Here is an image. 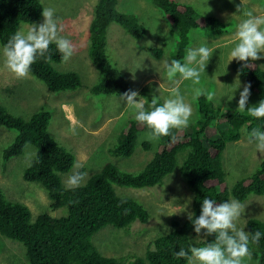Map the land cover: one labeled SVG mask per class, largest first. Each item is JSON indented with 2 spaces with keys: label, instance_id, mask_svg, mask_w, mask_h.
Listing matches in <instances>:
<instances>
[{
  "label": "trees",
  "instance_id": "obj_1",
  "mask_svg": "<svg viewBox=\"0 0 264 264\" xmlns=\"http://www.w3.org/2000/svg\"><path fill=\"white\" fill-rule=\"evenodd\" d=\"M151 1L175 31L176 53L173 59L181 61L184 58L192 31L204 30L218 37L227 33L229 21L211 15L196 17L194 8L187 3ZM117 2L97 0L91 14L88 54L100 76L99 83L91 89L93 94L119 96L130 90L126 81L123 82L124 75L110 63L106 54L109 25H119L135 40H142L146 34L134 15L116 10ZM42 9L39 0H0V45L4 48L21 23L38 22ZM147 51L156 58L162 57L159 48L149 47ZM61 62V54L56 44L52 43L45 57L38 56L31 65L29 75L43 83L48 92L77 90L81 87L79 75L73 71H58L54 65ZM243 64L236 63L234 70L244 84L251 85L250 91L257 96V105L264 99V69L257 61H249L247 67ZM138 94L145 108L151 110L154 99L147 87ZM155 100L158 105L162 104L159 99ZM195 106L200 115L195 124L189 130L172 129L169 136L162 137L152 159L139 173H127L112 163H106L80 187L69 190L63 178L73 173L71 168L75 158L47 131L50 113L40 108L25 119L0 105V126L16 132L13 142L3 149L2 160L21 156L27 145L33 146L34 155L23 171L22 179L42 186L50 201V210L64 209L60 217L41 213L32 220L29 208L10 200L0 187V238L20 243L25 251L26 264H187L185 258L175 256L177 251L181 248L190 251L191 244L203 247L215 240V234L204 236L203 230L197 237L189 216L179 221L172 220L170 231L151 240L144 256L133 260L131 255L117 258L103 256L91 238L107 226L128 230L135 222L146 223L149 213L143 205L132 197L119 195L114 187H155L172 174L179 163L181 175L191 192L190 213L193 219L200 215L204 198L216 203L230 199L243 202L252 194H264V159L251 175L237 179L230 186L223 164L227 141L248 140V133L253 129L264 130V118H253L247 111H237L235 107L221 108L204 96L196 100ZM242 130L245 131L243 138ZM146 131L145 126L138 124L133 117L117 137L116 145L108 150L109 154L114 158L131 156L138 134ZM143 147L149 149L150 144L143 143ZM76 171L85 173L82 168ZM256 231L261 233V238L255 245L250 243L249 247L255 264H264V222L248 219L245 232L251 237Z\"/></svg>",
  "mask_w": 264,
  "mask_h": 264
},
{
  "label": "rangeland",
  "instance_id": "obj_2",
  "mask_svg": "<svg viewBox=\"0 0 264 264\" xmlns=\"http://www.w3.org/2000/svg\"><path fill=\"white\" fill-rule=\"evenodd\" d=\"M39 1L43 9L46 7L55 9L57 23L63 27L60 35L71 41L76 49L67 62L63 61L54 66L61 72H76L81 80V87L75 91L52 93L47 91L43 83L29 74L23 79L15 78L4 66L5 57L3 47L0 45V105L13 115L25 119L40 108L49 112L51 118L47 131L59 145L74 156L75 162L71 172L79 168L84 169L86 177L82 184L106 163H112L127 173H139L152 159L163 139L148 142L144 139L146 132H143L138 134L131 156L114 158L108 152L116 145L117 137L127 121L134 117V112L119 100L122 94L116 96L91 93V89L100 81L99 73L88 54V28L97 0ZM175 1L191 5L196 17L211 15L230 22L227 23V33L219 37L207 34L204 30L192 31L187 49L199 47L201 44L215 49L205 67V73H202L201 83L215 92L216 105L221 108H237L239 93L245 84L234 70L238 61L232 60L229 63V54L234 47L233 37L238 23L244 19V11L254 9L256 14L264 15V0H243L239 12L237 6L241 4V0ZM116 10L134 15L146 30V34L142 40H135L119 25L111 23L106 32V54L110 63L124 75L123 82L126 81L130 90L139 93L142 88L147 87L152 99H159L161 103L168 98L171 88L178 87L185 97V102L190 103L193 108L189 126L184 128L189 130L200 117L195 106L196 101L192 100L191 81H180L178 77L171 80L167 77L164 68V62L166 60L170 62L176 53L174 29L164 20L161 11L151 0H118ZM43 19L42 16L33 24L39 25ZM31 25L21 23L18 30L23 29L27 32ZM149 47L161 49L162 57L156 58L149 53L147 51ZM183 60L184 58L181 62ZM256 61L264 69V59ZM238 79L240 87L236 89ZM232 95L234 98L229 101L228 97ZM137 99L142 100L140 96ZM256 101L257 96L251 93L245 111L248 107L255 106ZM15 135V131L0 126V187L10 200L21 202L29 208L32 220L41 213H48L53 217L62 216L64 209L50 210V201L41 185L27 183L22 179L23 171L33 158L35 151L33 146L27 145L21 156L8 161L2 160L3 149L13 142ZM243 137H245L244 130H242ZM146 142L150 144L149 149L143 147V143ZM263 159L264 153L257 152L255 144L249 143V140L227 141L223 152L227 184L230 186L237 179L251 175ZM68 176L63 178L64 185ZM114 189L119 195L132 197L143 205L149 213V219L146 223H133L128 230L107 226L95 233L91 241L105 257L131 255V260L141 258L151 240L170 231L172 220L179 221L189 216L192 205L191 192L181 175L180 163L172 174L166 176L162 183L155 187L131 189L115 186ZM240 203L244 206V212L236 221L238 229L245 231L248 219L264 222V194L260 196L252 194ZM189 241L191 244V236ZM26 263L22 245L1 237L0 264ZM252 264H255L253 258Z\"/></svg>",
  "mask_w": 264,
  "mask_h": 264
},
{
  "label": "clouds",
  "instance_id": "obj_3",
  "mask_svg": "<svg viewBox=\"0 0 264 264\" xmlns=\"http://www.w3.org/2000/svg\"><path fill=\"white\" fill-rule=\"evenodd\" d=\"M242 6L243 0L237 6V12ZM41 15L44 18L41 24H32L27 32L23 29L17 30L3 48L4 66L17 79L28 76L31 65L38 56L45 57L52 43L56 44L65 62L76 50L71 41L60 35L63 27L57 23L55 9L46 7L42 9ZM243 16L244 19L238 23L233 37L234 47L229 54V63L236 60L244 62L242 66L247 67L249 61L264 59L262 55L264 54V15L256 14L254 9H249L244 11ZM214 50L201 44L199 47L188 48L183 62L177 59L164 62L169 79L175 80L178 77L180 81H191L193 101L201 96L206 97L208 101L216 99L215 92L201 83L202 73H205V67ZM239 87L238 79L236 89ZM250 88V84H245L240 91L237 111H245L251 95ZM137 97H139L137 91L128 90L119 96V100L126 104V108L133 110L137 123L145 126L146 141L157 142L162 137L169 136L172 129H184L189 126L193 108L190 103L185 102V97L178 87L170 89L168 98L162 104L158 105L154 99L150 106L151 110L146 109L145 103ZM233 98L232 95L228 100L231 101ZM246 111L253 118H264V99H261L257 105L248 107ZM248 140L249 143L255 144L257 152L264 153V130L253 129L248 133ZM85 177L86 173L73 171L65 182L66 189L80 187ZM243 212L244 206L238 200L216 203L212 199L204 198L200 215L193 219L192 213H189L188 218L194 226L197 237L203 230L204 236L215 234V240L203 247L192 246L190 251L181 248L175 256L185 258L187 264H252V251L249 245L257 244L261 233L256 231L250 237L248 232L237 228L236 221Z\"/></svg>",
  "mask_w": 264,
  "mask_h": 264
}]
</instances>
